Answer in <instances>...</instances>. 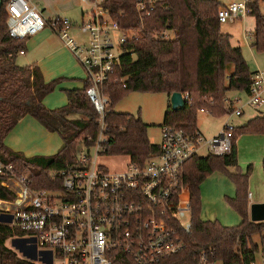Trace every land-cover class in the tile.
Masks as SVG:
<instances>
[{
  "label": "trees",
  "instance_id": "16d2710c",
  "mask_svg": "<svg viewBox=\"0 0 264 264\" xmlns=\"http://www.w3.org/2000/svg\"><path fill=\"white\" fill-rule=\"evenodd\" d=\"M137 0H105L103 7L125 29L137 31L135 38L123 45V53L103 92L110 98L105 116L108 143L104 152L129 156L130 162L144 164L159 151L148 137V124L140 116L117 112L118 101L131 92H180L189 95L190 103L179 111L168 104L164 124L187 132L198 130V115L206 109L210 115L222 117L233 109L227 103L228 93L251 89L252 72L242 48L232 44V36L221 29L218 18L223 6L218 0H158L149 15L136 9ZM260 0H248L250 14L256 18L253 46L264 50V16ZM7 0L0 7V162L13 164L28 173L34 189L59 188L55 172L72 164L83 147L93 145L98 134V114L83 89L67 90L68 103L56 109L44 104L60 80L47 82L37 64L17 63L21 51L27 50L26 39H15L8 32ZM230 66H233L232 71ZM37 119L49 132L58 134L63 147L52 156L26 157L6 145V138L26 116ZM162 126V127H163ZM243 134H264V112L246 124L235 127L230 154L195 155L185 165V187L190 196L193 234L187 251L160 264H194L202 249L213 248L221 264H242L255 257L264 243V221L253 222L249 216L248 184L251 167L246 173L228 169L238 167L237 139ZM89 138H91L89 140ZM215 171L228 174L237 187L230 206L242 217L237 226H225L220 221L201 218V183ZM0 198L13 200L15 194L2 186ZM1 203V201H0ZM10 215L0 210V264H36L21 258L7 241L26 233L9 224Z\"/></svg>",
  "mask_w": 264,
  "mask_h": 264
},
{
  "label": "built area",
  "instance_id": "2783aa9c",
  "mask_svg": "<svg viewBox=\"0 0 264 264\" xmlns=\"http://www.w3.org/2000/svg\"><path fill=\"white\" fill-rule=\"evenodd\" d=\"M82 1L93 9L80 25L88 39L79 42L72 36L74 23L68 17L47 20L31 0H7L11 37L26 39L50 27L83 65L86 94L98 114L99 128L93 145L83 147L72 164L54 173L59 188L34 189L28 173L0 162V175L5 177L1 184L15 194L12 201L3 200L7 207L1 211L10 215L11 226L26 233L24 241L31 247L23 246L25 251L35 257L41 249L43 264H160L185 253L193 234L186 163L203 148L207 155L230 154L235 126L229 121L218 134L206 138L198 130L187 132L165 125L159 151L144 164L130 162L123 172H110L98 165L97 156L108 143L105 116L110 98L103 85L118 65L123 45L135 38L137 31L121 27L103 7L105 0ZM157 1L137 0L136 9L149 15ZM250 12L248 0H244L222 6L218 18L226 24L246 18ZM251 81L245 105L236 107L240 98L226 100L233 106L226 114L230 118L243 115L245 106H264V72H254ZM184 99L190 103L188 94ZM199 112L210 114L206 109ZM216 256L215 249H202L194 264H218ZM242 264H264V243L253 259Z\"/></svg>",
  "mask_w": 264,
  "mask_h": 264
},
{
  "label": "rangeland",
  "instance_id": "374dc122",
  "mask_svg": "<svg viewBox=\"0 0 264 264\" xmlns=\"http://www.w3.org/2000/svg\"><path fill=\"white\" fill-rule=\"evenodd\" d=\"M223 6L230 5L231 3H239L244 0H218ZM260 12L264 16V0L259 2ZM85 8L88 12H91L93 6L90 4H85ZM88 18V15L87 17ZM256 24L255 16L249 14L246 18L238 19L235 22H229L226 24H221V29L226 34H232V42L235 46H240L243 51V55L249 65L252 72L262 71L264 72V50H257L253 43L254 32L247 28V26H252ZM82 24V22H81ZM80 24V25H81ZM226 30V31H225ZM79 37L77 41L82 42L87 40V33L80 29ZM27 53L25 55H19L17 57V62L19 65L26 66L34 63L33 58H38L39 55L32 54L27 44ZM70 51V50H69ZM71 53V52H70ZM31 54V57H30ZM74 60L80 67L82 71V79L87 80V73L83 65L79 60L73 55ZM39 64V62H37ZM40 65V64H39ZM41 66V65H40ZM230 70L233 66L229 67ZM57 70L55 67L49 69L47 77L49 81L60 80L59 84L64 81L69 83L73 82L71 77L66 75L57 76ZM82 84V82H79ZM65 87L57 88L53 91L55 93L52 96L53 104H59V102L64 98L66 100V91L63 89ZM52 93V94H53ZM228 98L234 100L240 98L241 100L236 102V107H241L245 105L248 101V95L242 91H231L228 93ZM169 96L166 93H146V92H131L120 101L117 102L115 109L120 113L133 114L135 116H140L142 120L148 124V137L152 143L159 144L161 142V129L164 124V114L167 109ZM65 105V104H64ZM62 105V106H64ZM57 105L55 108H60ZM264 112V106L260 109H255L250 106L244 107V114L241 116L229 117V115H224L222 117H215L212 115H207L206 113L199 112L198 115V128L207 138L215 136L216 133L221 131L227 122L231 121L235 127L237 125L241 126L247 123L252 118L260 115ZM14 130V129H13ZM12 130V131H13ZM12 133V132H11ZM10 134L6 140L7 146L12 150H18L23 145L25 139L21 136L20 132L16 134ZM13 135V136H12ZM15 135V136H14ZM13 137V138H12ZM49 140H44L37 138L32 144L34 148L44 147L47 144H51L50 148H46L42 151L54 152L56 154L63 146V140L58 134H50ZM27 144V143H25ZM53 147V149H52ZM238 147V167L229 168L230 172L240 170L243 173L248 171L251 167V174L249 177L248 193L255 195V198L263 197L264 195V134H243L237 139ZM22 152V151H21ZM50 154H45L46 156H52ZM200 156H206L207 151L205 148L199 151ZM95 156V151L93 152V157ZM97 164L105 166L110 172H123L126 171L130 165V158L126 155H114L107 153H99L97 156ZM201 192V218L203 220L220 221L225 226H237L242 222V217L239 213L233 209L229 204V199L236 197L237 187L235 182L231 180L227 173L223 171H215L209 175L200 185ZM185 198L188 194H184ZM12 201V200H11ZM1 207H7L5 204H0ZM25 236H16L7 241V245L13 249L21 258L31 259L36 264H43L40 261L39 255L41 249L36 251V256L33 257V253L25 251L26 247L30 248L29 242ZM27 242V243H26ZM254 242L261 244V237L255 236ZM25 249H23L24 247ZM30 252V254H29ZM218 264H221L220 262Z\"/></svg>",
  "mask_w": 264,
  "mask_h": 264
},
{
  "label": "crops",
  "instance_id": "0c3cea01",
  "mask_svg": "<svg viewBox=\"0 0 264 264\" xmlns=\"http://www.w3.org/2000/svg\"><path fill=\"white\" fill-rule=\"evenodd\" d=\"M31 2L34 6L37 7V9L43 14V16L47 20H51L54 17H58V16L68 17L69 19H71V21L74 23V27L72 29V36L76 40H79L78 39L79 32H81L80 31V24H81V22L83 23V22L87 21L89 19V16H90V12H88L85 8L86 3H84L82 0H31ZM87 15H88V18H86ZM255 27H256V24L254 25V23L252 26H250V28H249V26H247V28L252 30L253 32L255 30ZM230 35L233 37L232 34H230ZM27 44H28L30 50H32V54L34 52V54L39 55L38 58H33L34 63H32V64H37L41 68L43 75H44V78L47 82H50L48 77H47V74L49 72V69H51L53 67H55V69L58 71L57 76L66 75V76L71 77V79L73 80V82L70 81L69 83H66L67 81L64 79L63 82H61L60 84L57 85L56 89L60 88V87H65L63 89L65 91H67V90H76V89H83L84 88L85 80L82 79V77H83L82 71H81L80 67L78 66V64L76 63V61L74 60L73 54L70 53L71 51H69V49L64 45V43L59 38V36L50 27H46L41 32H39L33 36L28 37ZM232 44H233V42H232ZM27 51H28V49L24 51V54H20V55H25L27 53ZM30 57H31V54H30ZM37 62H39V64L41 66ZM29 65H31V64H29ZM79 82H82V84H80ZM52 93H50L44 99V104L48 108L56 109L55 107L57 105H60L62 107V105H64V104L66 105L68 103V97L66 95V98H67L66 100H64V98H62V100L59 102V104H53L52 96L55 93H53V94ZM231 101H233V100H231ZM168 104H170V97L168 100ZM207 115H210V114H207ZM237 126H239V125H237ZM198 131L205 137V135L202 133V131L199 128H198ZM13 132H15L14 134H16V132H20L21 136L25 139V143H27V144L24 143L23 145H30V146H25V147L21 146L20 149L17 148L18 150H14V151L20 152V153L24 154L26 157L46 156L45 154H50L49 152L47 153V152L42 151V150H44L46 148H50L51 144H47L46 148L40 146L38 149V148L33 147L32 142L37 138L49 140L48 138H49L50 134H56V133L49 132L34 117H32L30 115L24 117L22 120H20V122L14 128L12 133ZM12 133H10V134H12ZM218 133H216V134H218ZM7 138H6V140H7ZM52 149H53V147H52ZM237 150H238V147H237ZM51 153L52 154H50V155H55V154H53L54 152H51ZM231 168L233 169L234 167H231ZM235 172H237V171H234L232 173H235ZM249 195H251L250 197L248 196L249 208H250L251 204H253V203L264 202V195H263V197H260V198H255V195H253L252 193H249ZM0 201H1V203L3 202V200L1 198H0ZM249 216H250V210H249Z\"/></svg>",
  "mask_w": 264,
  "mask_h": 264
},
{
  "label": "water",
  "instance_id": "95a60500",
  "mask_svg": "<svg viewBox=\"0 0 264 264\" xmlns=\"http://www.w3.org/2000/svg\"><path fill=\"white\" fill-rule=\"evenodd\" d=\"M2 6V0H0V7ZM171 109L174 111L183 110L186 108V101L184 96L180 92H175L170 96ZM250 219L253 222L264 221V202L253 203L250 206Z\"/></svg>",
  "mask_w": 264,
  "mask_h": 264
}]
</instances>
